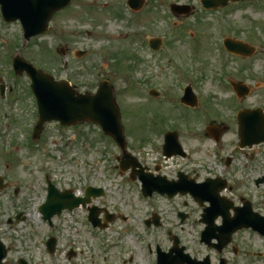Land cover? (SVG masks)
Masks as SVG:
<instances>
[{"label":"rangeland","instance_id":"obj_1","mask_svg":"<svg viewBox=\"0 0 264 264\" xmlns=\"http://www.w3.org/2000/svg\"><path fill=\"white\" fill-rule=\"evenodd\" d=\"M199 1L144 0L141 9L131 14L126 0H72L52 16L45 35L24 44L18 23L0 24V80L11 85L7 98L0 99V175L8 183L0 191V241L8 250L4 264H15L18 258L30 264H154V247L163 251L171 247L167 232L177 236L191 257H215L214 251L199 242L203 228L200 208L184 197L143 198L139 183L129 181V172L118 170V148L108 137L103 138L96 126L46 124L32 145L28 131L36 111L28 78L24 74L11 76L8 65V58L17 54L55 79L69 81L82 93H93L100 81L108 80L120 110L127 150L141 165L158 168L168 180L175 179L178 170L196 173L200 180L210 173L220 174L216 149L200 133L199 115L198 122L191 123L196 114L177 101L182 89L193 85L205 103L201 107L208 106L212 118L226 120L231 111L227 104H236L222 86L228 75L233 80L247 79L252 87L259 84L244 101L245 106L264 103V0H242L217 10H204ZM170 4L188 6L190 11L174 16ZM190 36L198 42L196 60ZM153 37L163 42V59L145 48V42ZM224 37L247 42L256 53L247 59L225 54L220 49ZM77 51L87 53L76 58ZM6 58L7 67L3 63ZM152 88L162 96L150 98L147 92ZM15 96L18 99L11 102ZM170 99L174 102L168 103ZM166 131L178 134L188 158H162V134ZM230 150L223 147L217 151L223 157ZM45 175L61 189L77 193L88 185L102 187L104 197L93 200L92 205L112 214L113 221L104 229H92L87 212L79 209L55 219L49 232L37 211ZM178 210L189 218L181 222ZM19 213L22 219L15 221ZM152 214L159 217L160 227L144 225ZM51 235L57 240L52 255L44 245ZM235 245L240 257L231 264H264L263 258L249 255L252 260L243 255L244 251L264 252L260 239L243 233ZM69 251L74 252L73 258L68 257ZM223 255L232 256L229 249Z\"/></svg>","mask_w":264,"mask_h":264},{"label":"water","instance_id":"obj_2","mask_svg":"<svg viewBox=\"0 0 264 264\" xmlns=\"http://www.w3.org/2000/svg\"><path fill=\"white\" fill-rule=\"evenodd\" d=\"M228 0H203L202 4L205 8H217L218 6L227 5ZM232 2L237 0H231ZM70 0H0V10L3 18L6 22H12L19 20L24 31V39L28 40L31 37L45 34L47 32V24L53 13L66 7ZM142 3V0H128V4L134 9H138ZM170 10L174 14H188L190 9L187 6L171 5ZM226 49L233 53L250 55L252 48L248 47L241 42L227 40L225 42ZM62 53V52H61ZM16 74L26 72L31 80V89L36 97L39 120L33 130V139L38 138L42 126L46 122L57 121L61 126H70L77 122H91L99 125L102 130L109 135L118 145L121 151L120 170L126 171L128 168L132 169L133 176L136 174L139 177V181L142 184V194L145 197H150L153 192L159 194H166L168 197H172L176 192L184 194L188 191L194 197L202 202L206 199L211 203V207L204 209L202 215V222L206 224L205 229L201 233V242L206 243L218 251L226 246L231 239L232 234L240 229V224L244 218H248L247 214L243 211H239L236 217L229 220L224 213L226 208H222L218 203L217 189L211 188L210 182L206 180L202 184H194L193 181H186V178L181 177L179 182H168L164 178H152L150 175H145L143 170L136 171L138 166L137 161L132 158L126 152V141L123 135V128L120 124V117L117 106L115 105L112 87L108 82L103 81L99 84L95 94H79L74 88L70 87L65 80L54 81V79L41 71L36 70L26 61L16 56L13 60ZM236 89L238 87H235ZM191 91L187 90L186 95L181 99V102L195 106L196 103L193 97H190ZM257 111H253L249 114L242 113L239 119H248L249 117H255L257 123L254 125H245L248 128L247 132L256 135V143L264 142V123L260 119L259 115H256ZM252 128H254L252 130ZM241 134L244 132V126L240 128ZM163 155L171 157L173 155H183L180 145L178 144L177 135L175 133L165 134V143L163 146ZM131 179H134V177ZM212 184V183H211ZM48 199L44 203L39 211L44 220L50 222L53 215H59L61 210L66 207L72 209L74 206L60 205L52 203V200L56 197V190L48 185ZM0 188L1 180H0ZM213 189V190H212ZM103 195L101 189L86 190L85 198L79 199L78 203L83 206L90 202V197L96 198ZM75 203L74 205H78ZM96 209L91 208L89 210V221L93 226L98 225L96 219ZM220 215L224 221L219 227L214 225L215 218ZM111 216L105 218V223L111 221ZM154 225L157 226V218H153ZM146 226L149 222H145ZM101 227H105L104 225ZM256 231L264 235V225L259 224L254 226ZM215 239L216 244H210V241ZM54 239H50L47 242V248L50 253L54 250ZM184 248H178V240L174 237V246L167 253H162L157 250V264H209L205 259L203 262H196L191 260L188 255L183 253ZM174 254V255H173ZM6 256V250L0 243V264L3 258ZM22 264H26L22 262ZM221 264H224L222 261Z\"/></svg>","mask_w":264,"mask_h":264},{"label":"flooded vegetation","instance_id":"obj_3","mask_svg":"<svg viewBox=\"0 0 264 264\" xmlns=\"http://www.w3.org/2000/svg\"><path fill=\"white\" fill-rule=\"evenodd\" d=\"M191 39L194 42V58L193 60L198 57L197 53V39L195 36H191ZM149 39L147 41V45H145V48L147 49L149 54L155 55L156 57H159L163 59L165 56L163 52L161 51V47L163 45V42H160L161 47H155L156 51L152 50L149 45ZM256 53V50L254 48V54ZM225 54H228L225 52ZM253 54V55H254ZM252 57V56H251ZM241 59H244L243 57H239ZM250 58V57H249ZM247 59V58H246ZM168 62H171V59H167ZM249 69V75L250 74ZM252 77V76H251ZM224 79V78H223ZM230 81L234 82H240L246 84L248 91L247 96H243V93L236 94V92L233 90L232 86L230 85ZM254 81V79H253ZM264 83V79L262 80ZM224 89L228 90L230 94V100L235 101V105L232 107L227 104V107L231 109L230 111V117H226V120H220L221 116H216L214 118L211 117L209 112L208 106L201 105L205 103H201V96L199 92L195 89L193 85H190L191 90L194 92L195 100L197 102L196 107L190 108L191 111L196 114L194 117V122L191 123L195 124L198 122L197 114L200 117V133L203 135L211 144V146L216 149L215 158L217 157L218 164L221 165L220 168V174L213 175L212 173L208 174L207 177H204L202 180L199 179L198 174H192L185 173L184 171L178 170L176 172V178L178 174L180 173L182 176H185L187 179H193L195 182H202L204 180H208L211 184L212 188H218V195L226 202L228 206V212H227V218L232 219L234 217V211L239 209V211L242 209L244 212L248 215L249 218L243 219V221H247L248 223L252 221L255 217L260 216L264 218V194L261 195V191L264 188V157H261V154L264 153V151H260L261 148L264 150V144H258V145H251L250 147H242L244 142H249L251 140V137L245 139V141L241 139L239 134V121L236 117L238 111L240 110H253L256 108H259L261 111L258 112V114L264 117V103H258L260 105H256L254 107H249L244 105V101L251 95V93L254 91L255 88H258V83H254V87L250 86L247 79H243L241 77H237L233 80L230 76H225V82L222 84ZM153 89V88H152ZM150 89V90H152ZM150 90H148L147 95L150 96ZM155 90V89H153ZM153 93H156V97L151 98H159L162 96L160 93H158L156 90L152 91ZM151 92V94H152ZM202 119V122H201ZM252 123V121H250ZM227 136H231L230 139H226ZM223 147H231V150L229 154L220 157L217 150L223 149ZM184 148V147H183ZM185 157H173L174 158H181L186 159L189 156V153L186 152ZM220 157V158H219ZM116 160V156H115ZM145 167V165H142ZM175 178V179H176ZM56 187L60 189V191H63L57 184ZM221 188V189H219ZM264 190V189H263ZM71 192L74 195L82 196L83 191L76 193V191L71 190ZM189 201L192 203V199L188 198ZM186 202V201H185ZM182 204V202H181ZM196 206H198L196 203L193 202ZM186 204L182 206H186ZM79 208L74 209L71 211V213H75V211H78ZM178 213L184 214V221L189 218L188 214L181 212L180 210L177 211ZM179 217V216H178ZM257 219V218H256ZM219 219H217V224H219ZM54 228V226H52ZM243 233H247L249 237H256L257 239H260L264 243V239L259 237L255 232H253L251 229H242L232 235L231 243L224 249H229L232 256H224L223 252L224 250L219 254L214 249H211L216 253L215 257L211 258L209 254L205 255L207 256L210 264H218L221 258L225 260V264H231V262L235 261L237 262L239 260L240 254L238 251V247L235 245V240L237 239L238 235H241ZM243 255H248V259H252L249 255L252 257L257 258H263L264 260V252H250L247 253L244 251ZM75 256V254H74ZM196 259V258H195ZM254 259V258H253ZM252 259V260H253ZM201 260V259H197ZM260 260V259H258ZM234 262V263H235ZM258 262V261H257Z\"/></svg>","mask_w":264,"mask_h":264}]
</instances>
